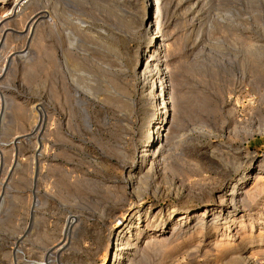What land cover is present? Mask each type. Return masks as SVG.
I'll return each mask as SVG.
<instances>
[{"label": "rangeland", "instance_id": "rangeland-1", "mask_svg": "<svg viewBox=\"0 0 264 264\" xmlns=\"http://www.w3.org/2000/svg\"><path fill=\"white\" fill-rule=\"evenodd\" d=\"M148 2L165 44L174 132L140 197L122 167L137 159L153 118L128 66L151 28L141 26V0H23L0 26V264H101L97 235L113 208L215 204L222 179L208 148L239 145L264 159V0ZM263 206L264 195L251 213ZM148 236L132 264H213L204 257L213 233L161 249L146 248Z\"/></svg>", "mask_w": 264, "mask_h": 264}, {"label": "bare ground", "instance_id": "bare-ground-1", "mask_svg": "<svg viewBox=\"0 0 264 264\" xmlns=\"http://www.w3.org/2000/svg\"><path fill=\"white\" fill-rule=\"evenodd\" d=\"M148 1L141 0L140 8L143 9V14L140 12L141 26L144 28L146 20L151 28L149 27L145 33L146 40L140 44L136 51L134 50V53L132 52V57L129 62L127 61L135 80L146 88L145 92H147V97L152 105L153 115L141 140L137 159L135 158L134 162L122 167L126 172L123 182L127 187L128 185L131 187V194L137 197H140L138 185L149 178L154 166L163 159L164 147L168 145L167 143L174 132L170 125L174 117L173 87L166 66L165 44L164 41L162 42L163 39L161 40L155 18L153 19L148 12ZM22 2L23 0H0V11L2 12L0 26L5 28L3 23L12 14H16L18 8L22 11L26 6ZM2 5L5 7L8 5V8L3 9ZM44 15L43 11L38 12L30 21L29 28ZM172 125L175 130L178 121ZM238 146L235 147L237 148L235 153L233 151L217 153L213 148H210L213 150L207 151L208 148L205 151L207 153L205 158L222 179L220 187L217 189L218 197L215 199V204L212 203L213 199L205 197L200 198L202 201L199 202V205L195 200L182 202L181 205L174 204L167 207L168 209L165 211V207L161 205H157L154 210L151 206L148 210L143 211L144 202L133 209L113 208L109 219L105 218L106 220L103 222V227L108 226L107 232L103 229L104 231H99L97 235L99 240L106 242L101 264H132L137 252L142 251H138L141 249L139 248L141 236L147 233L149 236L147 241L145 239L146 248L152 245L150 247L157 246L158 248L159 246L161 249V247H171L181 238L191 241L196 236L202 237L205 232L213 233L216 237L215 244L211 245V249L204 253L205 259H210L213 256V264H264V212H257V216L251 213L255 204L264 195V159H259L243 146ZM235 172L236 177L233 176ZM253 172H255L256 183L251 189L246 188L248 179ZM121 178L123 177L121 176ZM225 185H232L229 192L223 191ZM262 209L264 210V208ZM151 212H153V216H149ZM78 218L82 217L78 216ZM78 218L75 215L74 224ZM80 221L78 220V223ZM78 223L74 228L71 227V229H76H72L73 233L80 231L81 222L79 225ZM176 224L179 225L178 229L175 228ZM171 225L174 227L172 228ZM190 230L193 231L188 235ZM254 231L258 233H254ZM72 235L71 239L74 237ZM200 241H204V239L201 238ZM248 242L251 243V246H244ZM65 244L62 242L55 245L53 251L60 254L64 250Z\"/></svg>", "mask_w": 264, "mask_h": 264}]
</instances>
